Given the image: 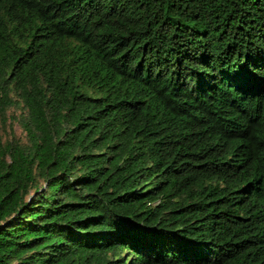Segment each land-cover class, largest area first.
I'll return each instance as SVG.
<instances>
[{"label": "trees", "instance_id": "trees-1", "mask_svg": "<svg viewBox=\"0 0 264 264\" xmlns=\"http://www.w3.org/2000/svg\"><path fill=\"white\" fill-rule=\"evenodd\" d=\"M0 264H264V0H0Z\"/></svg>", "mask_w": 264, "mask_h": 264}, {"label": "rangeland", "instance_id": "rangeland-1", "mask_svg": "<svg viewBox=\"0 0 264 264\" xmlns=\"http://www.w3.org/2000/svg\"><path fill=\"white\" fill-rule=\"evenodd\" d=\"M21 111L22 109H20L19 107H11L6 111L5 122L0 119V135L2 137L3 142L8 139H11L12 135H14L23 144H27L25 132L23 131L22 127L18 122V117L21 115Z\"/></svg>", "mask_w": 264, "mask_h": 264}]
</instances>
